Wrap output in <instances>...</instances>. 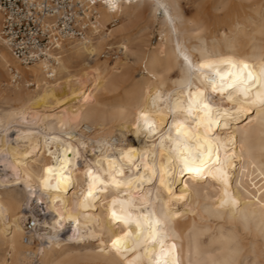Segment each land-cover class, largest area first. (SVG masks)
I'll return each mask as SVG.
<instances>
[{
  "label": "bare ground",
  "instance_id": "bare-ground-1",
  "mask_svg": "<svg viewBox=\"0 0 264 264\" xmlns=\"http://www.w3.org/2000/svg\"><path fill=\"white\" fill-rule=\"evenodd\" d=\"M240 1L236 5L238 7L236 11L240 13L239 18H233V20L230 18V22L225 25L229 29L227 33L217 27L212 28V24L202 16L197 19L187 16L184 0H174L176 8L172 10V15L180 17L177 22L179 39L194 60H199L200 49L205 44L209 51L215 47V50L222 54L242 55L250 59L261 55V50L264 49V7L257 0L248 6V11L245 9L247 6L242 2L245 0ZM162 2L168 3L169 0H162ZM121 3L122 8L117 10L110 9L104 3L96 6L98 27L89 37L66 41V44L61 46L60 52L54 54L56 64L52 66L39 63L23 68L15 60L21 69L13 68L10 66V57L0 48V77L3 76L6 67L9 75L10 69L13 68L22 78L30 77L35 86L30 90V87L26 85L24 87V85L10 84L9 87L0 89V101L10 106L7 110L0 108V264H8L7 256L10 257L11 264L21 262L33 264L41 258L45 264H54L55 261L61 260L67 251L82 253L76 257H67V260L79 259L87 264H116L118 260V257L113 254L107 252L99 254L95 251V246L100 239L108 244L112 236V233L105 230L107 221L101 214V210L79 207L78 201L81 199L79 193L82 187H86L82 184L85 179V167L91 166L96 169L99 167L96 161H102L107 168L109 158H118L122 153H127V157L123 161L117 159V163L123 164L125 175H129L128 158L138 157L144 144L148 143L149 147L151 144L150 141H144L143 136L137 138L136 130L131 127L138 109L153 111L158 124H167L169 117L162 99H157V108L153 110L152 97L157 92L161 93V97H166L168 93H173L174 97L179 95L182 81L186 79L183 60L177 59L174 54L176 36L170 34L168 21L162 14V10L160 13L156 12V0H132L131 4L121 0ZM138 21L143 22L144 26L135 35L124 37L118 43L119 51H122L126 57L130 52L132 56L130 60L140 64L141 71L130 83L128 71L111 73L110 66L106 62L98 66L91 65L92 62H97L100 56L104 46L102 41L113 32L115 34L119 32L118 29L110 30L109 24L117 23L116 28L128 31L129 25ZM1 23L0 14V46H6L1 36ZM150 23L159 24L161 38L156 45L144 51L142 45L144 41L141 36L148 30ZM237 25L240 27L237 28ZM209 30L211 33L207 38L203 33ZM105 32L107 33L103 35ZM225 35L231 41L230 47L224 43ZM115 39L117 36L110 41ZM213 41L217 42L215 46ZM48 68L53 72L51 76L54 83L47 81V78L52 79L46 75ZM174 73H177V77L173 76ZM91 79L95 80L97 90H101L105 95H110L129 83L130 88L124 91L123 95L126 97V102L111 106L109 96L103 101L98 100L94 93L96 89L87 87V82ZM126 88L123 87V90ZM67 98L74 99L78 103L63 109L64 112L61 114L47 113L48 108L63 103ZM108 107L113 109L109 120L106 119ZM236 107L243 106L238 104ZM249 119L252 120L251 123L248 122ZM230 128L231 130L225 135L236 138L237 153L240 151L239 141L247 133L252 143L253 155L258 161L261 156L258 144L259 128L253 113L249 112L245 116L241 112L238 119L231 121ZM81 130L83 133H79ZM129 136H131L130 139ZM52 137L59 139L53 140ZM62 145H69L79 152L78 157L68 153L72 160L69 166L72 181L77 185L74 189L76 197L71 195L72 190L65 193L61 189L57 193L54 188L45 189L41 184V179L45 175L44 169L54 163L49 152H52L54 156L60 149L63 153ZM129 149L137 151L129 152ZM245 155H247V148ZM136 163L137 160L133 159L132 172L136 171ZM235 163L238 167L229 169L233 189L237 182L247 183L251 175L250 167L247 173L241 175L239 165L242 162L236 160ZM140 170L143 171L142 168ZM257 182L259 183V179ZM51 183L55 184V180ZM29 186L35 190V194L29 195ZM144 187L151 188L147 184ZM218 188L219 186L210 179L198 184L193 182L184 200L173 198L168 200L169 208L179 210L178 208L181 207L179 211L185 213L176 221L178 232L176 243L182 252L185 264H187L190 250L193 253V259L201 262L209 261L210 258L223 259L225 253L222 250V234H227L229 231L239 233L242 229L238 221L229 218L231 209L216 208ZM184 191L182 184L177 183L173 186L175 197L183 195ZM57 195H60L61 200L54 203ZM132 195L138 198L140 193L133 188ZM167 195L164 193L165 197ZM152 198L155 199L154 190ZM239 199L241 203L237 216L250 215L254 210L253 206L244 202L247 198L243 195H239ZM39 206L43 207L45 217L41 218L40 229L33 237L35 242L40 241L34 247L35 242L26 243L24 240V222L28 216L27 209L37 210ZM187 208H191L192 211H186ZM61 215L65 218L62 222L63 227L56 224ZM69 215L78 218L80 224L73 225L68 220ZM95 216L101 217L99 222L88 218ZM72 227H77L82 232L94 233L97 240L69 239L73 235ZM67 228H69L68 232H66ZM211 230H213L211 243L217 242L219 246L215 247L210 253L212 255L208 257L210 254H207L204 246L207 234L211 233ZM57 244L59 248L56 247ZM22 247L25 248L23 253ZM41 249L44 251L41 252ZM128 255L131 258L133 254ZM242 259L248 264L244 254ZM253 264H257V261L254 260Z\"/></svg>",
  "mask_w": 264,
  "mask_h": 264
},
{
  "label": "snow or ice",
  "instance_id": "snow-or-ice-1",
  "mask_svg": "<svg viewBox=\"0 0 264 264\" xmlns=\"http://www.w3.org/2000/svg\"><path fill=\"white\" fill-rule=\"evenodd\" d=\"M126 2L131 4L132 0ZM104 4L112 10L122 8L121 0H104ZM174 8V0L168 3L156 0V12L162 10L170 34L176 36L174 54L177 59L183 60L186 69V79L182 81L179 95L174 97L173 93H168L166 97H161V93L157 92L152 97L153 110L157 108V99H162L169 117L167 124H158L153 111L138 109L131 127L136 130L137 138L143 136L144 141L151 142L150 147L145 143L138 157L128 158L129 175H125V166L117 163V159L123 161L127 153H122L118 158H109L107 168L102 161H96L99 165L96 169L85 167L82 184L86 187H82L79 193V207L99 208L107 221L105 230L112 233L110 243L99 240L95 246L96 253L115 255L118 257L116 264H185L176 243V221L185 213L169 208L168 200H184L193 182L198 184L209 179L219 186L216 208L231 209L229 218L238 221L244 233L250 234L254 229L259 239L264 240V49L258 58L250 59L242 55L222 54L215 47L209 51L205 44L200 49L199 60H194L179 39L177 22L180 17L172 15ZM216 43L213 41L214 46ZM224 43L229 47L231 45L227 35L224 36ZM238 104L243 107L237 108ZM241 112L245 116L252 112L257 122L261 153L258 161L253 155L247 133L239 141V153L236 151V138L225 135L231 130V121L238 119ZM62 147L63 153L60 149L54 156L49 152L54 163L44 169L41 184L45 189L54 188L57 193L61 189L65 193L72 190L71 195L76 197L74 189L77 185L72 181L69 167L72 160L68 153L78 157L79 152L69 145ZM133 159L137 160L135 172L131 171ZM236 160L242 162L239 165L241 175L247 173L249 167L251 175L247 183L237 182L233 189L229 169L238 167ZM53 180L55 184L51 183ZM177 183L182 184L185 190L179 197L173 193V186ZM145 184L151 188L145 189ZM133 188L140 193L138 198L132 195ZM153 190L155 199L152 198ZM28 191L29 195L35 194L30 186ZM164 193L168 194L167 197ZM238 194L247 198L244 201L247 205L253 206L250 215L237 216L241 203ZM60 200V195H57L53 202ZM186 211L192 209L187 208ZM88 218L99 222L101 217ZM64 219L61 215L56 224L63 227ZM68 220L73 225L80 224L79 219L72 215L68 216ZM72 232L69 239L97 240L94 233L82 232L77 227H72ZM221 241L225 253L223 259L210 258L209 261L201 262L193 259L190 250L187 264H246L242 259L244 247L239 233L229 231L222 234ZM56 247L59 248V244ZM129 253L133 254L131 258ZM80 254L67 251L54 264H84L79 259H66ZM35 264H45V261L41 258Z\"/></svg>",
  "mask_w": 264,
  "mask_h": 264
},
{
  "label": "built area",
  "instance_id": "built-area-1",
  "mask_svg": "<svg viewBox=\"0 0 264 264\" xmlns=\"http://www.w3.org/2000/svg\"><path fill=\"white\" fill-rule=\"evenodd\" d=\"M104 0H0L1 36L13 57L23 68L39 63L56 64L54 54L68 40L89 37L98 27L96 6ZM10 84L33 87L30 78H22L10 69ZM46 75L53 78L50 68ZM24 240L34 243L40 229L43 207L27 209Z\"/></svg>",
  "mask_w": 264,
  "mask_h": 264
},
{
  "label": "rangeland",
  "instance_id": "rangeland-1",
  "mask_svg": "<svg viewBox=\"0 0 264 264\" xmlns=\"http://www.w3.org/2000/svg\"><path fill=\"white\" fill-rule=\"evenodd\" d=\"M256 1L257 0H245L242 2H244V4L247 6V8L245 9L249 11L248 6H250L252 3ZM258 1H260V4H262V6L264 7V0H258ZM240 2H241L240 0H184V7L186 10L185 13L187 16L193 19H197L199 16H202L203 18L206 19L207 22L212 24V28L217 27L229 33V29L225 25L230 22V18H232V20L233 18L237 19V17L240 15V13H237L236 11V8H238L236 5H238ZM141 21L135 22L134 24H130L128 31L122 30L123 28L122 29L116 28L115 25L117 23L109 24L108 28L110 30L118 29L119 32L117 34L113 32L109 37L105 38L104 41H102L104 43V46H103L102 51L100 52V56L98 57L97 62H92L91 65L98 66L106 62L110 66L111 73L115 74L117 71H122V72L128 71L129 76H130V81H129L130 83L141 71L140 64L139 63L136 64L133 62V60H130V58H132L130 52L128 53V57H126L122 51H119L118 43L124 37H130V36L135 35L139 31V29L144 26L142 25L143 22ZM211 30L204 32L203 34H205V36L208 38L210 37ZM160 32L161 30H160L159 24L153 25L152 23H150L148 30L142 33V36H141L142 40L144 41L142 44L144 46V51L147 48H152L154 45H156L159 42L161 38L159 34ZM106 33L107 32H105L103 35H105ZM116 36H117V39L110 41V39ZM0 48L3 49L4 53H6L10 57L11 59L10 66L16 69H21V66L17 65L19 63L15 61L16 59L12 56L9 49L4 45L0 46ZM8 71L9 70L6 67V69L3 72V76L0 77V89L7 88L10 85V75ZM173 76L177 77V73H174ZM58 79L59 78L57 77V80ZM30 81L33 82L31 78H30ZM47 81L49 83H54L53 78L52 79L47 78ZM129 83L123 86V87H127L126 90H123V87H121L118 91L116 92L114 91L110 95H105L102 93L101 90L99 89L97 90V88L95 87L94 79H91L90 81L87 82V87L88 89L97 90V91L95 90L94 93L98 100L103 101L105 100V98L109 96L110 101L109 100L108 101H109V104L112 106V105H118V104H122L126 102V97H124L123 95H124V91H128V89L130 88L128 86L130 85ZM34 88L35 86L30 87L29 89L32 90ZM0 103H1L0 104L1 109L7 110L10 108V106L6 104L5 102L0 101ZM77 103L78 101L76 102L74 99L67 98L63 101V103L61 102L59 105L51 106L50 108H48L47 113L50 112L51 114H55V113L61 114L64 112L63 109H67ZM92 105L90 107H92ZM106 110H107L106 119L109 120L110 114L112 113L113 109L111 107H108ZM79 133H83V131L81 130ZM117 137L120 138L118 134H117ZM130 138L131 136H129V139ZM178 209L180 210L181 207H179ZM68 231H69V228L66 229V232ZM212 231L213 230H211V233L207 234V237L205 239L204 249L207 252V254H210L211 252H213L215 247L219 246V243L217 242H215L214 244L211 243V235H213ZM239 234L242 237L243 247H244L243 254L246 257L247 263L251 262V264H253V261L256 260L257 264H261V261H264V240L259 239L254 229L250 234H246L244 233L243 229H240ZM39 242L40 241H36L35 242L36 245L34 244V247H36ZM24 250L25 248L22 247V253ZM211 255L212 254L208 255V257ZM6 261L8 264H11V259L9 256L6 257ZM20 264H25V263L21 262ZM33 264H35V262ZM84 264H87V263L84 262Z\"/></svg>",
  "mask_w": 264,
  "mask_h": 264
}]
</instances>
